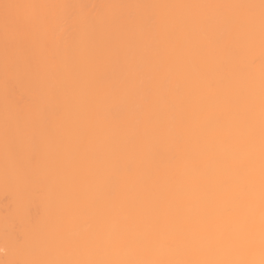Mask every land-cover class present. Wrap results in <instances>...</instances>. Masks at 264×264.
I'll list each match as a JSON object with an SVG mask.
<instances>
[{"label":"bare ground","instance_id":"6f19581e","mask_svg":"<svg viewBox=\"0 0 264 264\" xmlns=\"http://www.w3.org/2000/svg\"><path fill=\"white\" fill-rule=\"evenodd\" d=\"M6 155L28 264H264V0H0Z\"/></svg>","mask_w":264,"mask_h":264},{"label":"rangeland","instance_id":"374dc122","mask_svg":"<svg viewBox=\"0 0 264 264\" xmlns=\"http://www.w3.org/2000/svg\"><path fill=\"white\" fill-rule=\"evenodd\" d=\"M7 13V12H6ZM6 15V14H5ZM7 16V15H6ZM10 16V15H9ZM11 19V18H10ZM8 20V19H7ZM11 22V21H10ZM10 140V139H9ZM9 140H8V142H9ZM7 142V143H8ZM10 142H11V140H10ZM11 146H12V142L11 143H9ZM10 145H8V146H10ZM7 146V147H8ZM11 146L10 147H8L9 149H8V151L10 150V152H11ZM9 157H10V155H8ZM8 156L6 155V156H0V172L2 171V173H3V175H1L0 174V188L2 189V194L0 193V213H2V214H4L5 216L7 215V214H9V209L10 208H14V206H13V204H12V198H13V193H12V191H13V177H12V175H11V169H12V167H13V160L12 159H10V158H8ZM0 189V190H1ZM4 190V191H3ZM14 192V191H13ZM3 205H6L7 206V208H3L2 206ZM15 210V209H14ZM13 210V211H14ZM15 212V211H14ZM7 213V214H6ZM25 213V207H24V212H23V214ZM1 214V215H2ZM10 215H11V213H10ZM16 215V214H15ZM15 215H13V216H15ZM2 217V216H1ZM0 217V264H10V262H12L11 264H17V262H15V261H17V259L19 258V255H23V256H25L26 254V258H23V257H21L22 258V262L20 263V262H18L19 264H23V262H24V264H28V263H26V261H28V260H26L25 261V259H27V257L29 258V256H28V251H27V249L25 248V250L23 251V254L21 253V254H19L18 252H17V248H15V244H16V239H15V237H14V232L12 233L11 231L9 232V230H11L10 228V226H12V227H15V228H19V230H22V228L24 227L25 228V226L28 224L27 223V219H24L23 217H25V214H24V216L22 217L25 221H23V225L22 226H19L20 224H22V221L20 222L19 221V224H18V222H17V220H16V222H17V224L15 225L14 223V220H12V222H14L13 224L15 225V226H13L11 223V220L9 219L8 221H10L11 223H9L8 221V223L6 224L5 222L6 221H2V220H7L8 218H10V217H8V215H7V217L8 218H5L4 216L1 218ZM5 218V219H4ZM12 218V217H11ZM15 218H17V217H15ZM12 219H14V218H12ZM2 222H4V224H2ZM24 223H26L25 225H24ZM10 227H8V226ZM7 227H8V230H7ZM27 227V226H26ZM14 228V230L16 231L17 229H15ZM23 228V229H24ZM27 229V228H26ZM25 231V230H24ZM27 231V230H26ZM21 232V231H20ZM19 232V233H20ZM28 232V231H27ZM3 233V234H2ZM11 233H12V235H11ZM18 233V232H17ZM17 233H16V235L15 236H17L16 238L18 239V241L19 240H23L22 242H20V243H23L24 241V243L23 244H25L26 243V245H28V243H27V239H28V237H25L24 236V234H26V233H20L19 235H21V234H23L22 236L25 238V240L23 239V238H21L22 236H20V239H19V235H17ZM9 235V236H8ZM10 235H11V237H10ZM10 237V238H9ZM12 237H14V238H12ZM27 238V239H26ZM12 241H10V240ZM16 241V242H15ZM19 242H18V244H19ZM12 243H13V245H12ZM18 244H17V246L16 247H18ZM13 246V247H12ZM25 246V245H24ZM25 247H28V246H25ZM14 248L15 249H17L16 250V252H15V250H14ZM19 248V247H18ZM41 250V249H40ZM25 251H27V253L25 252ZM24 252H25V254H24ZM41 252L42 251H40V254H41ZM17 254V255H16ZM5 255H9V256H5ZM43 255V256H42ZM41 255V257L43 258L44 257V254H42ZM18 256V257H17ZM10 257H11V259H10ZM5 258H6V260H5ZM13 259V260H12ZM15 259V260H14ZM19 260V259H18ZM19 260V261H20Z\"/></svg>","mask_w":264,"mask_h":264}]
</instances>
